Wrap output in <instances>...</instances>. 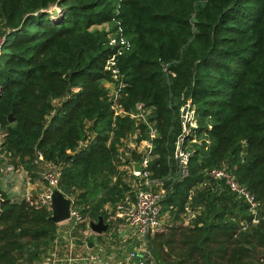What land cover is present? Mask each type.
<instances>
[{
	"label": "trees",
	"instance_id": "obj_1",
	"mask_svg": "<svg viewBox=\"0 0 264 264\" xmlns=\"http://www.w3.org/2000/svg\"><path fill=\"white\" fill-rule=\"evenodd\" d=\"M0 38V166L41 179V153L60 167L57 187L80 216L107 223L132 195L126 167L144 157L123 146L148 141L145 171L171 219L147 238L156 264H264V0H0ZM105 82L127 115L114 116ZM187 99L196 127L180 176ZM137 104L145 120L130 118ZM212 170L255 197L257 224L241 229L248 205ZM0 194V264L41 263L59 228L50 208Z\"/></svg>",
	"mask_w": 264,
	"mask_h": 264
},
{
	"label": "built area",
	"instance_id": "obj_2",
	"mask_svg": "<svg viewBox=\"0 0 264 264\" xmlns=\"http://www.w3.org/2000/svg\"><path fill=\"white\" fill-rule=\"evenodd\" d=\"M3 43L4 38H0V55ZM109 45L119 47V49L121 48V50L129 49V43L123 39L117 41L116 39L111 38L109 41ZM106 70L110 71L113 78L116 79L117 70L115 68L113 58L107 62ZM104 86L109 90V98L111 100V97L114 94L113 84L105 82ZM108 86H110L111 88H108ZM111 102V108L114 111V116L127 115L121 110V108L117 104V101L111 100ZM146 113L147 111L144 110L143 105L137 104L135 113L130 114L129 116L130 118L145 120ZM180 120L182 132L175 144L174 159L177 163L180 176H184L187 174L186 165L190 156V152L187 150V147H183L184 141L185 138L189 135L191 129L196 127L194 110L189 99L186 100L185 104L180 109ZM155 134V130L150 129V137H154ZM192 142L194 143L196 141L192 140ZM131 149H137L139 153L144 154L142 162L133 163L129 171V175L134 179L133 184H136L137 187L132 191L131 196H126L122 201L118 202L115 205L114 210H112L111 214L108 216L107 224L109 222L108 225L111 228L113 226V223H115L116 221L125 222V224L131 230L135 231L137 238L140 241V247H138L136 250L127 251L125 253V264H156L152 252L148 248L147 238L150 235L160 233L164 230L162 217L160 215L161 201L164 196V191L160 189L156 190L153 188V185H156V183L149 180L148 173L145 171V168L147 166L146 154L151 151L150 143L148 141H142L139 147L136 148V146H134ZM140 149L143 151H141ZM119 152H123L122 148L119 149ZM34 163L40 168L39 176L41 178V181L44 183V188L41 195L36 201L32 202L28 198H24V201L30 202V204H33L35 206H47L50 208V197L52 190L58 189L57 184L61 172L60 167L52 163L44 162L43 157L39 152L36 155ZM135 164H138L140 171L135 170ZM13 172L14 169L11 165H1L0 179L6 178ZM210 177L215 180H223L226 187L238 198L243 199L248 205V210L252 216V220L249 224L246 223V225L242 226V230H245L248 225H255L258 223L257 212L259 205L252 194H250L243 187L239 186L234 178L224 170H212L210 172ZM66 223L69 225L68 229L72 234H74L75 230H78L80 224H85V228L90 229V222L88 223L87 219L82 218L78 211H76V209L73 207V205L70 208V219L66 221ZM84 229L81 230V234L83 233ZM54 249L53 251L51 250L49 255H47L39 264H51Z\"/></svg>",
	"mask_w": 264,
	"mask_h": 264
},
{
	"label": "crops",
	"instance_id": "obj_3",
	"mask_svg": "<svg viewBox=\"0 0 264 264\" xmlns=\"http://www.w3.org/2000/svg\"><path fill=\"white\" fill-rule=\"evenodd\" d=\"M126 169L129 173L130 168L126 167ZM21 176L25 179L22 180L24 181L22 186L19 183ZM43 188L44 183L39 178L28 177L21 167L6 178L0 179V190L11 202L19 203L24 198L34 202L41 195ZM105 210L111 211L108 207H105ZM68 227L66 222L59 224L51 264H125V253L140 247L135 231L123 221H116L111 228L109 226L107 231L100 235L84 227L79 237L70 233Z\"/></svg>",
	"mask_w": 264,
	"mask_h": 264
},
{
	"label": "water",
	"instance_id": "obj_4",
	"mask_svg": "<svg viewBox=\"0 0 264 264\" xmlns=\"http://www.w3.org/2000/svg\"><path fill=\"white\" fill-rule=\"evenodd\" d=\"M8 120L10 123L14 122L12 115L8 116ZM134 168L136 171H140L138 164H135ZM3 201L0 194V214ZM72 205L73 202L70 198L66 197L59 189H53L50 197L51 215L49 216V220L56 225L68 221L70 219V208ZM89 226L91 231L96 235L106 232L109 227L108 224L104 223L102 217H99L97 221H90ZM89 245L91 244L89 243Z\"/></svg>",
	"mask_w": 264,
	"mask_h": 264
},
{
	"label": "rangeland",
	"instance_id": "obj_5",
	"mask_svg": "<svg viewBox=\"0 0 264 264\" xmlns=\"http://www.w3.org/2000/svg\"><path fill=\"white\" fill-rule=\"evenodd\" d=\"M55 10V9H54ZM104 27H100V29H103ZM108 88H111L110 86H108ZM1 140V139H0ZM133 140H134V138H131V139H128V141H126V143L124 144V146L123 147H127L128 146V149H131V148H133L134 146H135V143L133 142ZM141 150V149H140ZM141 151H143V150H141ZM22 180H25L24 178H23V176H21V179H20V184H21V186L22 185H24V181H22ZM41 180V179H40ZM10 181V180H9ZM133 177H131L129 174H128V177L126 178V182L127 183H132V185H131V188H132V191L137 187L136 186V184H133ZM6 182V181H5ZM4 182V183H5ZM193 216V213H191V211H189V212H187V216H184L183 217V224H186L189 220V218L190 217H192ZM171 219L169 218L168 219V217H166V216H163L162 217V223H163V227H164V229H165V225H167V224H170L171 222ZM166 230V229H165Z\"/></svg>",
	"mask_w": 264,
	"mask_h": 264
}]
</instances>
